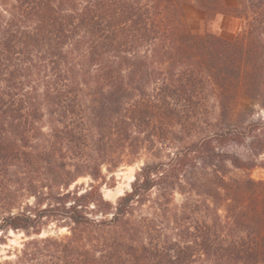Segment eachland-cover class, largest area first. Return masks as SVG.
<instances>
[{"label":"trees","instance_id":"obj_1","mask_svg":"<svg viewBox=\"0 0 264 264\" xmlns=\"http://www.w3.org/2000/svg\"><path fill=\"white\" fill-rule=\"evenodd\" d=\"M224 1L0 0V245L29 238L0 264H264V182L231 176L264 154V117L231 115L264 110V0ZM186 5L241 28L194 34ZM144 155L106 200L102 169Z\"/></svg>","mask_w":264,"mask_h":264},{"label":"rangeland","instance_id":"obj_2","mask_svg":"<svg viewBox=\"0 0 264 264\" xmlns=\"http://www.w3.org/2000/svg\"><path fill=\"white\" fill-rule=\"evenodd\" d=\"M225 5L229 8L236 6V0H225ZM185 17L189 30L198 35L204 33L214 34L223 38L233 37L241 28V20L233 17L232 15L219 14L212 21L205 20L204 15L201 11L193 7L192 5H186ZM211 116L216 117L217 109L214 108L215 101L211 98L208 101ZM232 118L237 122V124L242 125L248 120H258L264 117V110L260 105L250 99L245 97L239 98L234 111L232 112ZM227 150L237 153L242 157L247 156V149L244 146L230 147ZM165 155H162L160 159L147 158L145 155L140 161L133 165H121L117 170H113L112 173L106 171L104 167L102 169V179H98V182H93V180L88 177L79 178L71 187L70 190H74L78 187L80 191L89 188L91 183L100 184L101 192L106 200L115 203L119 197L124 193L129 192L131 188V183L134 180L135 173L138 171L140 166L145 162H157L159 160H165ZM264 154L257 159V167L249 172L243 171H232L231 176L234 177H244L250 176L255 181L264 182ZM29 204L34 202L33 199L28 200ZM185 202V197L176 194L174 196V205H181ZM42 236H55V235H65L68 234L67 229H60L58 232L56 226L53 223H49L43 226ZM29 238L23 232L14 233L10 231L7 236L6 244L0 245V262L14 261L16 250H20L25 241Z\"/></svg>","mask_w":264,"mask_h":264}]
</instances>
